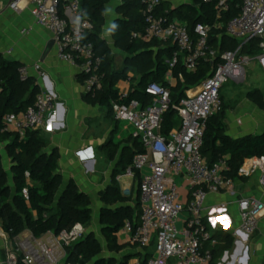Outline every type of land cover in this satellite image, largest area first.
<instances>
[{
	"label": "built area",
	"instance_id": "built-area-1",
	"mask_svg": "<svg viewBox=\"0 0 264 264\" xmlns=\"http://www.w3.org/2000/svg\"><path fill=\"white\" fill-rule=\"evenodd\" d=\"M227 1L220 0L219 8H226ZM161 2L143 0L145 27L133 36L143 41L172 42L177 50L171 66L182 58L189 72H195L203 60L215 63L212 73L181 98L180 124L169 134L162 132V119L171 105L169 87L149 84L146 93L152 103L147 106L137 99L112 102L114 119L127 121L134 127L131 136L144 150L135 155L126 170L127 174L138 173L140 177L139 220L127 219L118 237L120 242L140 248L155 244L156 249L149 257L133 258L129 264H211L214 254L210 245L217 241L205 222L207 198L221 192L234 196L235 178L227 176L229 167L224 158L210 164L203 155L204 132L208 119L222 109L224 85L230 79L237 83L245 81V66L251 62V55L242 52L255 39L260 40L256 61L264 72V0H242L240 14L226 25V34L239 45L235 50L224 51L210 42L209 24L198 23L192 35L186 23L159 12ZM26 6L35 21L53 33L58 57L80 70L87 94L95 97L105 78L104 58L86 39L92 24L85 17L81 0H11L8 7L19 12ZM20 72L23 78L27 77L26 68L22 67ZM167 79L171 84L176 81L171 73ZM131 84L132 76H129L122 85H117L122 98H128ZM56 106L54 94L40 91L34 104L25 111L5 115L3 131L25 133L41 129ZM256 173L260 174L264 187V156L246 159L238 176L250 177ZM179 178L186 179L191 191L187 204L180 193ZM23 194L28 195L26 188ZM238 206L242 231L254 234L264 215V203L255 197H242ZM226 207L223 203L220 209ZM185 211L189 215L183 221L181 214ZM85 234V227L77 224L46 241L34 236L16 238L5 264H78L67 260V248Z\"/></svg>",
	"mask_w": 264,
	"mask_h": 264
},
{
	"label": "trees",
	"instance_id": "trees-1",
	"mask_svg": "<svg viewBox=\"0 0 264 264\" xmlns=\"http://www.w3.org/2000/svg\"><path fill=\"white\" fill-rule=\"evenodd\" d=\"M110 0H81L85 17L92 24V29L86 39L92 42L96 51L104 58L102 70L105 73L103 86L95 97L86 94V100L93 105H100L113 114L112 102H128L139 100L143 106L152 103L146 93L151 83L163 84L171 90V105L162 119V132L169 134L180 124L178 105L187 90L198 86L213 71L214 63L203 60L195 72L186 70L182 58L171 66V60L177 47L172 42L157 40L143 41L135 38L134 33L145 27L143 18V0H123L119 8L120 18L115 21L118 28L111 34L116 49L125 53L122 68L114 65L115 54L103 38L106 22V6ZM220 0H187L185 3L164 11L159 6V12L170 19L186 23L194 35V27L198 23L209 24L210 42L224 50H235L239 42L226 34L227 23L241 12L242 0H228L226 8H219ZM259 39L253 40L244 47L243 54L255 56L260 52ZM21 66L15 61H9L0 55V139L8 141L7 152L12 158V183L0 161V223L12 239L30 231L36 238L50 232L60 234L77 224L85 228L92 220L93 210L89 196L80 191L71 182L65 189L59 167L57 150L49 152V142L39 130L27 131L25 137L20 134L3 131L4 117L8 113H20L33 105L40 92L35 81L23 78ZM133 73V83L128 98H122L117 85ZM171 73L176 79L171 84L167 75ZM223 98V97H222ZM247 98L258 107L264 109V94L260 89L248 91ZM224 100V98H223ZM228 105L223 103L222 109L207 121L204 132L203 155L210 164L225 159L229 170L227 176L237 178L239 168L246 159L264 156V133L233 138L227 133V125L223 114ZM141 143L135 139L133 147L124 151L120 159L121 172L132 165L135 155L142 152ZM109 157H114L109 153ZM139 174L135 180L139 183ZM28 195L23 194L24 189ZM134 205L130 203L132 196H125L118 184L110 185L102 193L104 206L100 210L102 233L108 248L119 256L102 255L103 249L99 240L91 233L85 234L80 240L67 248L69 262L78 264H129L133 258H142L145 248L120 242L118 231L127 219L138 222L140 216V190ZM217 241L213 249L215 259L232 249L235 237L230 229H221L212 235ZM133 248V249H132ZM139 248V250H135ZM149 257L151 254H144ZM144 264V262H143Z\"/></svg>",
	"mask_w": 264,
	"mask_h": 264
},
{
	"label": "crops",
	"instance_id": "crops-1",
	"mask_svg": "<svg viewBox=\"0 0 264 264\" xmlns=\"http://www.w3.org/2000/svg\"><path fill=\"white\" fill-rule=\"evenodd\" d=\"M10 1L0 0V55L26 68L27 76L35 81L40 91H48L56 97V109L48 117L45 126L38 130L49 142L48 151L57 150L59 153L62 189L73 182L89 196L91 204L99 201L104 206L102 193L110 185L118 184L123 195L132 196L130 203L134 205L139 187L135 180L136 174L122 173L119 165L124 151L133 147L135 140L129 125L116 121L107 108L86 100L84 76L76 66L58 57L53 33L35 21L29 6L16 12L8 7ZM186 1L162 0L160 9L169 11ZM122 5L123 0H110L106 6L103 38L114 54L115 44L106 29L122 16L119 13ZM129 76H132L133 83V73H129ZM122 83L120 81L118 85ZM244 95V99L237 102L234 109L227 108L223 115L227 133L235 139L264 133V109L249 100L247 94ZM12 133L22 137L27 135V132ZM7 146L8 141L0 139V161L12 183L13 161ZM109 153L114 154V157H109ZM177 180L183 202L187 204L192 197L188 182L184 178ZM242 197H255L264 203V187L259 173L250 177H237L234 196L221 192L210 194L207 198L205 222L211 233L230 229L235 237L232 249L215 259V264H264V215L254 234L244 233L238 206V200ZM223 203L227 207L220 209ZM188 215L187 211L183 213V221ZM53 234L50 232L38 239L46 241ZM28 236L33 235L25 231L16 238ZM16 238L12 239L0 223V264H5ZM216 244L210 246L214 249ZM143 252L154 253L151 247H146ZM144 254L142 258L146 257Z\"/></svg>",
	"mask_w": 264,
	"mask_h": 264
},
{
	"label": "rangeland",
	"instance_id": "rangeland-1",
	"mask_svg": "<svg viewBox=\"0 0 264 264\" xmlns=\"http://www.w3.org/2000/svg\"><path fill=\"white\" fill-rule=\"evenodd\" d=\"M115 48V46H113ZM125 53L122 52L120 49L115 48V61L114 65L117 68H122L125 61ZM251 62L245 66L246 71V77L245 81L242 83H237L234 80H229L223 87L221 91L222 97L225 99V104L228 105V109H234L235 104L237 102H240L244 99L246 92L253 90L255 88L262 90L264 94V72L260 68L258 62L256 61L255 56L250 57ZM225 115V112L224 114ZM124 125L128 124L130 127V132L132 133L134 130V127L127 121L120 122ZM177 183H179V180H177ZM93 201V199H92ZM103 206V204H102ZM101 204L100 202H92L91 207L93 210L92 220L85 228V232L93 234L100 242L104 256H110V255H116L119 256V253H112L110 249L108 248V245L106 243L105 237L102 233V227H101V221H100V210H101ZM183 215V213L181 214ZM179 227H181V224H178ZM155 251L156 247L155 244L150 246ZM63 263V261L61 262Z\"/></svg>",
	"mask_w": 264,
	"mask_h": 264
},
{
	"label": "clouds",
	"instance_id": "clouds-1",
	"mask_svg": "<svg viewBox=\"0 0 264 264\" xmlns=\"http://www.w3.org/2000/svg\"><path fill=\"white\" fill-rule=\"evenodd\" d=\"M110 11V10H109ZM118 28V25L115 23L110 24V26L106 29L107 34H112L115 32V30Z\"/></svg>",
	"mask_w": 264,
	"mask_h": 264
}]
</instances>
